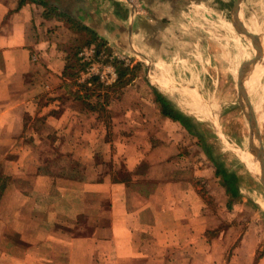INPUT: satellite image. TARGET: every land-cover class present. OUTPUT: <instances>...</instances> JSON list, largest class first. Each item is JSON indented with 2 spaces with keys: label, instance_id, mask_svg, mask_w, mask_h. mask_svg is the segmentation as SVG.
<instances>
[{
  "label": "crops",
  "instance_id": "1",
  "mask_svg": "<svg viewBox=\"0 0 264 264\" xmlns=\"http://www.w3.org/2000/svg\"><path fill=\"white\" fill-rule=\"evenodd\" d=\"M67 1L58 12L95 25L99 35L107 26L118 32L125 19L106 0L93 6L100 11L94 24L84 20L95 15L89 2L71 9ZM135 2L127 41L113 33L107 40L142 49L146 60L155 55L151 45L164 53L183 20L206 24L190 18L197 7L191 0L187 7L179 0ZM43 9L0 0V264H253L254 235L244 232L233 249L238 237L233 242L230 232L224 240L207 238L240 200L221 184L224 195L210 201L170 178L189 134L161 114L146 87L143 97L125 98L135 94L129 85L113 103L83 96L59 39L66 29L56 17L43 18ZM141 164L152 174L137 172Z\"/></svg>",
  "mask_w": 264,
  "mask_h": 264
},
{
  "label": "rangeland",
  "instance_id": "2",
  "mask_svg": "<svg viewBox=\"0 0 264 264\" xmlns=\"http://www.w3.org/2000/svg\"><path fill=\"white\" fill-rule=\"evenodd\" d=\"M108 1L115 5L119 14L125 16L121 26L117 25L118 32L115 28L107 26L99 35L93 31L95 25L90 24L89 29L97 38L96 42L89 44L88 35L81 30L71 28L69 23L61 21L64 27L62 29L66 31H58L59 39L63 41L61 44L65 46L63 50L70 58L68 62L70 70L80 68L79 62L76 61L80 49L95 45L101 51L116 55L118 59L115 58V62L120 63L115 66L117 72L119 68L130 71L120 83L117 82L118 84L110 88H96L86 98L97 102L102 97L104 101L113 103L124 94L123 88L129 85L135 86L131 89L135 94H127L125 98H135L139 95L143 97L145 92L143 87H146L147 97L152 96L155 100L152 91L155 89L167 99L175 111L197 121L201 127L194 123L195 128L204 131L206 140L210 142L208 148L213 158L219 160L228 173L236 176L239 194L234 200H240L234 203L229 211L226 210L225 221L215 231L210 232V235L207 234V238L211 241L220 238L224 240L226 238L224 233L230 232L233 242L238 237L233 249L244 232L252 234L257 241L252 262L264 264V186L259 176L254 178L250 175L237 156L238 152L245 148L243 136L249 133L254 146L251 153L259 162V166L264 165V0H224V2L223 0H191L197 7L191 10L190 18L194 20L205 18L206 24H196L190 19L183 20L177 26L176 36L170 35L167 38L168 46L163 47L164 53L147 55V60L141 55L143 53L137 52L142 49L121 50L111 43L110 39L107 40V36L113 33L116 39L127 41L126 18L129 16L127 12L131 4H136L135 0H123V3L119 0ZM180 1L187 7L186 0H179V3ZM84 2H89L86 5L89 4L90 9L95 12L93 19L86 17L84 20L98 24L97 13L99 14L100 11H96L93 6L100 2L105 4L106 0H84ZM51 18L53 20L55 17ZM212 18L217 19L215 25L207 26ZM74 20L85 26L79 20L75 18ZM256 66L261 67L257 89L260 91L262 103L255 112L253 110L251 113L247 105L254 94L249 95V89L245 84L248 75ZM186 88H194L203 101H207L215 92L221 95L235 93L237 98L232 105H220L214 109L210 119L199 120L186 112L183 102L175 94L176 91ZM244 93L247 94L245 106L242 105ZM249 114H251L250 121L247 118ZM179 132L177 129V133ZM177 157V166L181 168L171 174L169 172L170 178L182 180L185 189L195 187L201 197H206L210 201L224 195L221 193V190H224L221 180L215 176V167L207 158L202 144L196 137L184 135L177 148ZM116 167L118 168V165ZM138 169L137 172L145 173L147 170V175L152 174L148 164H141ZM120 170H123V166L118 171ZM89 178L91 172L88 174ZM220 200L215 203L216 212L223 208ZM216 251L218 252L219 248ZM226 254L227 262L232 257V251H227ZM234 259L236 258L232 260ZM237 261L238 259L232 264H237Z\"/></svg>",
  "mask_w": 264,
  "mask_h": 264
},
{
  "label": "trees",
  "instance_id": "3",
  "mask_svg": "<svg viewBox=\"0 0 264 264\" xmlns=\"http://www.w3.org/2000/svg\"><path fill=\"white\" fill-rule=\"evenodd\" d=\"M25 1L26 0H18L19 7L21 5H23L25 3ZM30 1L35 2V3H39L44 8L43 18L48 19L51 17H56V18L60 19L61 21H64L67 24L69 23L71 28L85 32L88 35V43L89 44H93V42H96L97 37L93 31H91L86 26H82L81 24H79L77 21L74 20L73 17H71L69 15H63V14H60L58 12V10L63 5L62 4L63 0H30ZM69 1H71V4H72L71 9H73L74 7H79V6L83 5L82 0H76V2H75V0H68L67 2H69ZM119 64L120 63L118 61L115 62V66H118ZM76 71H77V69L74 72L75 74H70L69 77L75 78L76 77ZM129 72L130 71L126 68H124V69L119 68L118 69V75H119L118 76V83H120V81H122V79L125 78L129 74ZM96 88H101V87L99 85H96L94 87V89H88L85 86L79 87V89L82 90L83 96L90 95L91 93H93L96 90ZM153 93L155 96V101L157 102V104L160 108L161 114L164 117H167V118L179 123L180 126L189 135L194 136L199 140V142L202 144L203 151L205 152L207 158L213 163V165L215 167V176L221 180V184L225 188L227 195L234 200L239 194L238 186L236 183V176L234 174L228 173L224 169V167L222 166V163H220L219 160H216L215 158H213L212 152H210V150L208 148V146L210 145V142H208V140H206V137L204 135L205 134L204 131H202V130L198 131L195 128L194 123H196L199 127H201L200 124L197 121L185 116L184 114H182L178 111H175L171 107V105L169 104L167 99L164 98L162 96V94L159 93L157 90L154 89Z\"/></svg>",
  "mask_w": 264,
  "mask_h": 264
},
{
  "label": "bare ground",
  "instance_id": "4",
  "mask_svg": "<svg viewBox=\"0 0 264 264\" xmlns=\"http://www.w3.org/2000/svg\"><path fill=\"white\" fill-rule=\"evenodd\" d=\"M119 1L123 2V0ZM104 8L103 10H105ZM114 43L119 49H125V45L122 42L115 41ZM149 48L154 53L159 52L153 45L149 46ZM154 67L157 66L154 65ZM151 70L153 71V68H151ZM260 74L261 67L256 66L248 75L247 82L245 84V86L249 89V95L254 94V96L252 95L250 97V103L247 105L248 110L251 113L253 112V110L255 112L258 109L259 105L262 103L260 91H258L257 89L259 87L258 82L260 79ZM175 94L178 99L183 102L186 112L199 120H203L205 118L210 119L212 111L214 109H216L220 105H232L237 98V95L235 93L221 95L220 93L215 92L208 97L207 101H203L201 97H199L198 93L194 90V88H186L179 92L176 91ZM243 141L245 148L247 149L244 148L240 152H238V159L241 161V163L244 165L250 175H252L254 178H258L259 162L254 158L253 154L251 153L252 148H254V146L252 144V139L249 133H246L243 136ZM260 204L262 205V203Z\"/></svg>",
  "mask_w": 264,
  "mask_h": 264
},
{
  "label": "built area",
  "instance_id": "5",
  "mask_svg": "<svg viewBox=\"0 0 264 264\" xmlns=\"http://www.w3.org/2000/svg\"><path fill=\"white\" fill-rule=\"evenodd\" d=\"M114 55L101 51L95 45L80 49L77 53L80 68L76 71L74 79L76 86L94 89L96 85L101 88H110L116 85L118 72L115 67V58L117 57ZM80 91L82 92V90Z\"/></svg>",
  "mask_w": 264,
  "mask_h": 264
},
{
  "label": "water",
  "instance_id": "6",
  "mask_svg": "<svg viewBox=\"0 0 264 264\" xmlns=\"http://www.w3.org/2000/svg\"><path fill=\"white\" fill-rule=\"evenodd\" d=\"M246 101H247V94L244 93L243 97H242V105L243 106H245L247 104ZM247 116H248L247 118H249V121H250L251 120V114H249ZM251 126H252V129H254L253 125H251ZM259 179L261 180V182L264 186V165L263 164H261L259 166Z\"/></svg>",
  "mask_w": 264,
  "mask_h": 264
},
{
  "label": "flooded vegetation",
  "instance_id": "7",
  "mask_svg": "<svg viewBox=\"0 0 264 264\" xmlns=\"http://www.w3.org/2000/svg\"><path fill=\"white\" fill-rule=\"evenodd\" d=\"M75 2H76V0H75Z\"/></svg>",
  "mask_w": 264,
  "mask_h": 264
}]
</instances>
